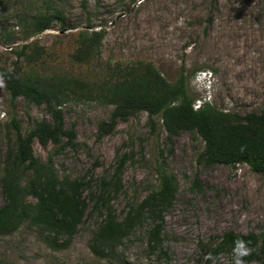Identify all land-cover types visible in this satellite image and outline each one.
<instances>
[{"label":"rangeland","instance_id":"374dc122","mask_svg":"<svg viewBox=\"0 0 264 264\" xmlns=\"http://www.w3.org/2000/svg\"><path fill=\"white\" fill-rule=\"evenodd\" d=\"M62 13L64 27L27 37L26 17ZM102 31L96 56L80 63L81 31ZM26 47V48H25ZM24 51V55H19ZM151 63L169 83L181 72L194 108L208 103L233 124L264 112V0H0V69L20 76L65 74L100 84L119 79L123 67ZM114 107L95 99H72L62 107L64 137L52 163L61 179L81 184L84 211L71 236H52L23 223L0 237L4 264H104L90 251L94 233L107 218L120 221L159 187L161 168L175 192L162 213L167 260L146 255L145 227L131 232L117 264H235L234 252L211 256L207 246L226 232L260 234L264 229V175L246 164H217L200 158L205 145L192 129L169 134L144 111L118 119ZM50 121L43 105L9 99L0 86L1 179L17 133ZM54 147L33 141L45 161ZM103 204L96 209V201ZM29 201H33L29 199ZM206 249V250H205ZM249 264H264L254 261Z\"/></svg>","mask_w":264,"mask_h":264},{"label":"trees","instance_id":"16d2710c","mask_svg":"<svg viewBox=\"0 0 264 264\" xmlns=\"http://www.w3.org/2000/svg\"><path fill=\"white\" fill-rule=\"evenodd\" d=\"M62 13H38L26 17L27 37H33L49 29L53 22L64 27ZM102 31H81L80 47L75 53L76 61L88 63L98 52ZM26 48V47H25ZM19 55H24V51ZM120 70L114 82L96 84L65 74L54 76H20L16 69H0L9 99L23 98L30 103L43 105L50 121H39L25 135L12 120L17 133L16 144L9 151L1 179L4 204L0 207V237L16 231L23 223L38 229L43 235L52 236L46 242L55 247L59 236L75 233L84 211L81 184L61 179L52 157L61 147V140L72 133L66 131L62 107L72 99L89 98L112 105L109 132L118 119H125L133 111H144L149 122L159 118L169 134L180 129H192L205 145L200 158L217 164H246L256 173L264 175V112L250 115L243 122L232 123L228 116L218 112L208 103L194 109L195 98L187 93L185 77L181 72L174 83L167 82L151 63L129 64ZM41 146L52 144L54 149L47 159L36 158L32 151L33 141ZM174 179L164 168L159 172V187L116 221L107 218L94 233L90 251L104 264H117L120 249L128 235L145 227L146 255L156 260H167L163 248L162 213L174 195ZM32 199L33 201H29ZM103 204L102 197L96 201V209ZM237 241H244L248 255L245 264L254 261L264 263V229L260 234H237L226 232L207 246L211 256L234 252ZM205 249V250H206ZM0 264H4L0 261Z\"/></svg>","mask_w":264,"mask_h":264},{"label":"clouds","instance_id":"9594fccd","mask_svg":"<svg viewBox=\"0 0 264 264\" xmlns=\"http://www.w3.org/2000/svg\"><path fill=\"white\" fill-rule=\"evenodd\" d=\"M4 79L3 76L0 75V86H3ZM248 249L244 241H237L236 247L234 249V255L236 257L235 264H245L243 257L248 255Z\"/></svg>","mask_w":264,"mask_h":264},{"label":"built area","instance_id":"2783aa9c","mask_svg":"<svg viewBox=\"0 0 264 264\" xmlns=\"http://www.w3.org/2000/svg\"><path fill=\"white\" fill-rule=\"evenodd\" d=\"M198 107H199V106H198ZM198 107H197V108H198ZM194 109H196V108H194Z\"/></svg>","mask_w":264,"mask_h":264}]
</instances>
